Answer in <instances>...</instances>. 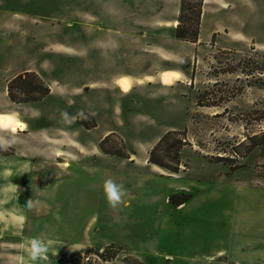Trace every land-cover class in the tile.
<instances>
[{
    "label": "rangeland",
    "instance_id": "rangeland-1",
    "mask_svg": "<svg viewBox=\"0 0 264 264\" xmlns=\"http://www.w3.org/2000/svg\"><path fill=\"white\" fill-rule=\"evenodd\" d=\"M234 2L238 16L218 17L221 32L198 43L176 37L180 0H0V112L9 82L31 70L26 82L39 85L37 75L54 94L16 104L35 105L38 124L84 142L112 130L98 151L117 157L111 180L125 190L112 208L102 187L99 206L103 163L83 166L71 146L63 157L72 168L54 165L51 204L36 209L43 222L26 226L53 241L47 259L29 260L25 237L1 241L22 223L9 215H19L13 177L4 181L1 250L14 247L19 264H208L206 255L229 246L233 182L264 187V0ZM50 39L79 50L56 54ZM13 93L26 101L43 91ZM118 155L144 160L122 167Z\"/></svg>",
    "mask_w": 264,
    "mask_h": 264
},
{
    "label": "crops",
    "instance_id": "crops-1",
    "mask_svg": "<svg viewBox=\"0 0 264 264\" xmlns=\"http://www.w3.org/2000/svg\"><path fill=\"white\" fill-rule=\"evenodd\" d=\"M204 3L198 43L207 42L208 40L210 42L214 35L221 32L218 17L238 16L232 11L235 6L234 0H205ZM36 20H33L35 26H37ZM204 24L207 26L205 32L203 29ZM225 30L230 32L231 29L226 27L223 31ZM49 44V49L56 54L63 55L68 54V50L77 52L79 50L78 44L72 45L68 41L61 42L60 40L52 41L50 39ZM22 72H31V70L28 69ZM17 74L14 76H17ZM57 87H61V85L59 84ZM49 88L50 94L40 102L47 100L54 94L51 84H49ZM1 102L8 110L0 113L15 112L18 114L19 121L26 125L24 130H18L14 135L7 130H0V137L9 141L8 145L2 148L11 151V154H0V207H8L9 205L5 203V193L7 191L4 184L5 179L9 177L18 179L20 183L16 184L14 190L16 199L13 205L18 210L19 215L24 218L17 235L4 237L3 233V240L1 241H3V244L16 245V237L22 236L26 239L36 237L34 234H25L26 226L30 222H43V214L37 213L36 209L51 204L54 165L60 163L68 166V169L72 168L73 165L69 161L68 163L64 162L65 157H63L69 155L71 146H76V148L72 147V154H76L82 159L80 162L83 166H85L87 160H97V162L100 160L103 163V168L98 172L99 184L96 189L99 192L96 200L99 206L103 182L114 178V175L111 174V166L113 162H116L114 159L117 157L101 154L98 151L99 143L105 136L111 134L112 130H105L96 142H84L79 137H75V133L70 132L64 126L57 124L53 127L48 124H38V120L43 118V114L35 109V105L16 104L5 97L1 99ZM54 118L56 119V117ZM92 130L94 129L89 131ZM84 151L88 152L85 153ZM118 159H121L118 164L122 167L137 168L135 167L137 160L143 161L144 157L142 155H127ZM66 169L67 167L64 170ZM38 178L40 182L37 180ZM232 190L233 192L230 194V197H232V213L227 219L230 227V235H228L227 241H230V243L228 247H220L206 255L210 259L208 264H212L214 261L218 262L217 264H264V187L235 180ZM1 198L3 199L1 200ZM25 202L30 204L31 207H25ZM0 237L2 236L0 235ZM11 248L0 249V264H19L18 259L15 257L20 254L17 255L16 249ZM210 261L211 263H209Z\"/></svg>",
    "mask_w": 264,
    "mask_h": 264
},
{
    "label": "clouds",
    "instance_id": "clouds-1",
    "mask_svg": "<svg viewBox=\"0 0 264 264\" xmlns=\"http://www.w3.org/2000/svg\"><path fill=\"white\" fill-rule=\"evenodd\" d=\"M122 84H126V81H121ZM67 118V113L61 114ZM26 125L19 121L18 114L12 113H0V130H7L11 134H15L17 130H24ZM9 141L0 137V147H6ZM10 174V173H9ZM12 190H15L16 186H11ZM123 185L115 183L111 179H107L103 182V193L109 207L115 208L121 203V197L124 195ZM25 207H31L30 204L25 202ZM13 221L22 222L23 216L9 214ZM0 218H3V214H0ZM53 241H42L37 237L30 238L23 245L27 257L31 261L46 260L47 253L49 252Z\"/></svg>",
    "mask_w": 264,
    "mask_h": 264
},
{
    "label": "trees",
    "instance_id": "trees-1",
    "mask_svg": "<svg viewBox=\"0 0 264 264\" xmlns=\"http://www.w3.org/2000/svg\"><path fill=\"white\" fill-rule=\"evenodd\" d=\"M187 1H192V3L188 6L185 4ZM202 7H203V0H180V15L178 18L179 25L176 28V37L179 40L189 41V42H197L200 33V20L202 16ZM188 10V18L185 20L186 13L185 11ZM193 22L194 26H185V24ZM32 73L25 72L23 74L18 75L14 79H12L8 84V96L10 100L15 103H22L28 101H39L43 99L46 95L50 93V89L44 85L42 80L37 77V75H33L37 80L39 85L34 84L33 82H26L27 77L31 76ZM17 81H21V85H16ZM24 86V87H23ZM45 86V87H44ZM44 87V88H42ZM13 88L21 90V92H30V93H40L39 98H31L30 100L21 101L17 99L13 93ZM105 141V140H104ZM108 153V152H105ZM119 157H126L122 155H118Z\"/></svg>",
    "mask_w": 264,
    "mask_h": 264
},
{
    "label": "bare ground",
    "instance_id": "bare-ground-1",
    "mask_svg": "<svg viewBox=\"0 0 264 264\" xmlns=\"http://www.w3.org/2000/svg\"><path fill=\"white\" fill-rule=\"evenodd\" d=\"M165 78L167 79H171V77L169 75H166ZM118 85L122 88V89H127L129 87L128 82H126V84H122L121 81L118 82ZM18 131V130H17Z\"/></svg>",
    "mask_w": 264,
    "mask_h": 264
}]
</instances>
